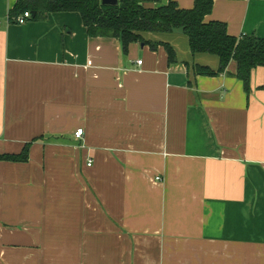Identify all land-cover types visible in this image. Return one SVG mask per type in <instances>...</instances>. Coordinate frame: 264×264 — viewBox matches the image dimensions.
<instances>
[{"label": "crops", "instance_id": "crops-1", "mask_svg": "<svg viewBox=\"0 0 264 264\" xmlns=\"http://www.w3.org/2000/svg\"><path fill=\"white\" fill-rule=\"evenodd\" d=\"M15 2L0 0V152L31 144L0 161V264H264V67L248 96L235 61L197 75L220 60L182 30L125 53L77 12L10 24ZM206 20L264 38V0H215Z\"/></svg>", "mask_w": 264, "mask_h": 264}, {"label": "trees", "instance_id": "trees-1", "mask_svg": "<svg viewBox=\"0 0 264 264\" xmlns=\"http://www.w3.org/2000/svg\"><path fill=\"white\" fill-rule=\"evenodd\" d=\"M119 0L117 5L103 4L102 0H16L8 11L9 23L20 24L16 18L30 11L28 19H38L49 13L77 12L81 15L90 37L116 38L128 52L134 42L148 43L145 33H172L182 30L189 38L193 54L209 53L220 60L219 68L196 64L197 75L217 76L229 73L231 62L237 65L235 77L242 81L248 96L251 94V76L257 67H264V38L254 35L241 37L229 34L227 24L207 21L215 0H195L192 8H181L177 1ZM33 11L37 15L33 17ZM27 21V20H26ZM169 54V63H175L176 52L169 43H162ZM157 44H152L156 48ZM264 88V86L262 87ZM30 144L19 153H1L0 161L27 162Z\"/></svg>", "mask_w": 264, "mask_h": 264}, {"label": "built area", "instance_id": "built-area-1", "mask_svg": "<svg viewBox=\"0 0 264 264\" xmlns=\"http://www.w3.org/2000/svg\"><path fill=\"white\" fill-rule=\"evenodd\" d=\"M31 15H32V14H31L30 11L25 12L23 15L18 16V17L16 18V21H17L18 23H20V24L25 23L26 20H27L28 18L31 17ZM7 20H8V22H9V16H8V15H7ZM0 26H1V25H0ZM138 64H142V60H139V61H138ZM83 133H84V129H83V128H80V129L77 130V132H76V136L80 138V137H82ZM88 165H89V166L92 165V160L89 161ZM158 179H159V178H158Z\"/></svg>", "mask_w": 264, "mask_h": 264}, {"label": "water", "instance_id": "water-1", "mask_svg": "<svg viewBox=\"0 0 264 264\" xmlns=\"http://www.w3.org/2000/svg\"><path fill=\"white\" fill-rule=\"evenodd\" d=\"M103 4H108V5H117L119 3V0H102ZM37 15L36 11H33V17Z\"/></svg>", "mask_w": 264, "mask_h": 264}]
</instances>
